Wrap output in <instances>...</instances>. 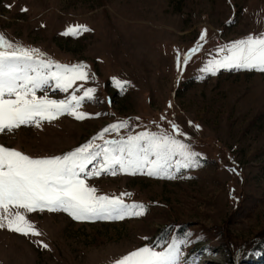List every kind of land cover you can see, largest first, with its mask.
I'll return each mask as SVG.
<instances>
[{
	"label": "rangeland",
	"instance_id": "374dc122",
	"mask_svg": "<svg viewBox=\"0 0 264 264\" xmlns=\"http://www.w3.org/2000/svg\"><path fill=\"white\" fill-rule=\"evenodd\" d=\"M75 25L91 31L63 34ZM0 34L8 51L35 49L37 61H51L46 73L86 66V80L67 91L51 80L38 97L71 102L94 89L75 109L87 118L22 124L0 132V145L32 158L90 142L101 152L142 133L187 146L170 149L151 176V165L92 175L98 156L81 179L143 215L78 220L18 209L40 235L0 228V264H115L144 247H175V264H264V71L207 70L233 42L264 35V0H0Z\"/></svg>",
	"mask_w": 264,
	"mask_h": 264
},
{
	"label": "snow or ice",
	"instance_id": "6c2138e0",
	"mask_svg": "<svg viewBox=\"0 0 264 264\" xmlns=\"http://www.w3.org/2000/svg\"><path fill=\"white\" fill-rule=\"evenodd\" d=\"M87 31L91 29L84 25H75L63 34L78 35ZM205 35L206 32L201 36L202 40ZM12 48L13 45L0 34V132L12 131L22 124L32 122L38 126L41 119L51 121L65 112L74 115L78 120L87 118L86 113H77L75 109L84 97L92 98L94 89H88L84 97L72 96L71 102L36 95L37 89H42L51 80H55L56 87L64 91L72 87L75 81L86 80V66L69 68L56 64L57 71L46 73L44 69L51 68L52 62L37 61L34 54L38 50L21 48L17 54L15 50L8 51ZM197 50L198 48H194L192 52ZM227 51L231 55L210 62L211 68L207 70L213 74L221 67L264 71V35L235 41ZM117 83L122 86L127 82ZM173 127L178 131L177 125ZM111 130L118 131V126L112 125ZM107 143L111 147L103 148L101 152L94 151V145L90 142L64 156L51 158H32L0 145V228L7 227L24 235L38 236L40 233L26 218L25 213L44 209L62 210L78 220L123 219L126 215H143L141 205L128 206L119 197L97 196L96 189L88 187L81 179V173L102 155L103 163L92 175L99 176L101 172L109 171L111 175H116L117 166L131 175H136L138 171L143 172L147 165H151L147 175H159L163 171L160 161L166 158L170 149L179 148L182 152L187 149L186 145L171 137L148 133L130 136L126 141ZM194 155L188 153L189 158ZM150 156L157 159L151 160ZM18 209H24L25 213ZM43 247L48 246L44 244ZM177 258L175 247L160 252L144 247L124 256L115 264H175Z\"/></svg>",
	"mask_w": 264,
	"mask_h": 264
}]
</instances>
